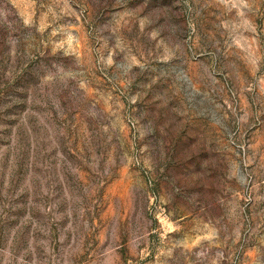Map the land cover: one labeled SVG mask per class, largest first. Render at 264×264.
Here are the masks:
<instances>
[{"label": "rangeland", "instance_id": "1", "mask_svg": "<svg viewBox=\"0 0 264 264\" xmlns=\"http://www.w3.org/2000/svg\"><path fill=\"white\" fill-rule=\"evenodd\" d=\"M0 264H264V0H0Z\"/></svg>", "mask_w": 264, "mask_h": 264}]
</instances>
